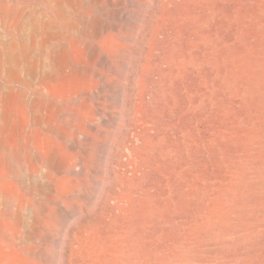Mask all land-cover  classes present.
Masks as SVG:
<instances>
[{
    "label": "rangeland",
    "instance_id": "374dc122",
    "mask_svg": "<svg viewBox=\"0 0 264 264\" xmlns=\"http://www.w3.org/2000/svg\"><path fill=\"white\" fill-rule=\"evenodd\" d=\"M0 264H264V0H0Z\"/></svg>",
    "mask_w": 264,
    "mask_h": 264
}]
</instances>
